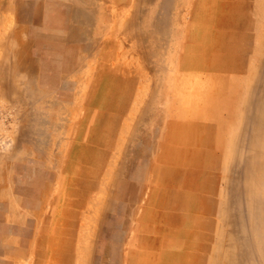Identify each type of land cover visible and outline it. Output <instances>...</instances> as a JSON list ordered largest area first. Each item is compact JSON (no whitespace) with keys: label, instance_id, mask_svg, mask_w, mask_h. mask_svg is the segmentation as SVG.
I'll return each instance as SVG.
<instances>
[{"label":"rangeland","instance_id":"obj_1","mask_svg":"<svg viewBox=\"0 0 264 264\" xmlns=\"http://www.w3.org/2000/svg\"><path fill=\"white\" fill-rule=\"evenodd\" d=\"M0 264H264V0H0Z\"/></svg>","mask_w":264,"mask_h":264}]
</instances>
